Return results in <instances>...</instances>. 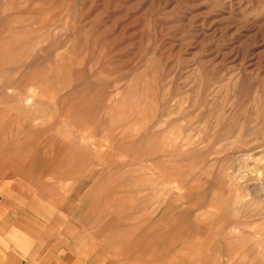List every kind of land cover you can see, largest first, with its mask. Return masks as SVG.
<instances>
[{
	"label": "rangeland",
	"instance_id": "rangeland-1",
	"mask_svg": "<svg viewBox=\"0 0 264 264\" xmlns=\"http://www.w3.org/2000/svg\"><path fill=\"white\" fill-rule=\"evenodd\" d=\"M14 227L31 264H264V0H0Z\"/></svg>",
	"mask_w": 264,
	"mask_h": 264
},
{
	"label": "crops",
	"instance_id": "crops-1",
	"mask_svg": "<svg viewBox=\"0 0 264 264\" xmlns=\"http://www.w3.org/2000/svg\"><path fill=\"white\" fill-rule=\"evenodd\" d=\"M42 204L36 201H31V204ZM43 205V204H42ZM18 228H13L9 233V238L2 243L4 239V234L0 233V264H31V261L28 259V249L26 245H20ZM11 239L15 240L17 245L11 243ZM31 252V251H29ZM38 255L37 252H32L33 258H36ZM31 256V257H32Z\"/></svg>",
	"mask_w": 264,
	"mask_h": 264
},
{
	"label": "bare ground",
	"instance_id": "bare-ground-1",
	"mask_svg": "<svg viewBox=\"0 0 264 264\" xmlns=\"http://www.w3.org/2000/svg\"><path fill=\"white\" fill-rule=\"evenodd\" d=\"M9 165H10V164H9ZM5 169H6V168H5ZM11 171H12V170H11ZM1 172H2V171H1ZM9 172H10V171H9ZM12 172H13V171H12ZM12 172H11V173H12ZM14 178H15V177H14ZM14 178H13V179H14ZM69 205H70V204H69Z\"/></svg>",
	"mask_w": 264,
	"mask_h": 264
}]
</instances>
